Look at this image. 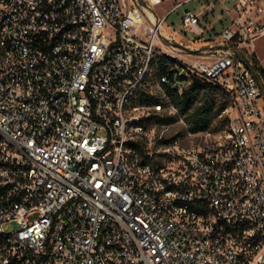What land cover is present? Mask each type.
Returning a JSON list of instances; mask_svg holds the SVG:
<instances>
[{
  "label": "built area",
  "instance_id": "1",
  "mask_svg": "<svg viewBox=\"0 0 264 264\" xmlns=\"http://www.w3.org/2000/svg\"><path fill=\"white\" fill-rule=\"evenodd\" d=\"M162 1L0 0V264L264 262V0ZM193 78L224 135L155 136Z\"/></svg>",
  "mask_w": 264,
  "mask_h": 264
},
{
  "label": "rangeland",
  "instance_id": "2",
  "mask_svg": "<svg viewBox=\"0 0 264 264\" xmlns=\"http://www.w3.org/2000/svg\"><path fill=\"white\" fill-rule=\"evenodd\" d=\"M179 1L182 0H163L162 3L154 6L153 10L157 16H160ZM203 1L204 0H192L182 4L166 17L164 24L166 26H169V28L177 30L181 26V17L184 10H198L200 3H202ZM220 1L227 5L231 2V0ZM215 11L216 13L220 11L219 4H216ZM221 26L222 24L220 22H216L215 31H219ZM176 37L180 41H186L185 38L180 34H177ZM259 43H264V35L257 38L254 42L256 47L259 45ZM199 44H202V42L198 41L194 45ZM257 48L259 51V46ZM259 55L260 58H264V53L261 54V52L259 51ZM198 100V103L206 102L210 110V123L206 130L198 131L195 133L190 132L188 121L189 112L185 114L180 113L177 109L178 101L175 97H173L171 98V104H169L167 109L161 112L162 114L161 116H159L163 120L156 121L154 124L151 125L154 135L157 136L162 134V136L166 138L180 137L182 138L181 142L184 145H191L193 143L203 141L204 139L208 138H221L224 135L227 123L226 117L228 116V107L230 105V100L228 96L224 91L220 89H214L212 91L200 94L198 96ZM258 264H264V262H260Z\"/></svg>",
  "mask_w": 264,
  "mask_h": 264
},
{
  "label": "trees",
  "instance_id": "3",
  "mask_svg": "<svg viewBox=\"0 0 264 264\" xmlns=\"http://www.w3.org/2000/svg\"><path fill=\"white\" fill-rule=\"evenodd\" d=\"M159 65L163 66L161 61L159 62ZM259 71L261 73L264 72V68L259 67ZM214 89L219 88L207 82H200L197 78H193L192 82L188 88L184 90L181 96H172V98L175 97L178 101L177 109L180 113L185 114L189 112L188 121L190 132L195 133L208 128L210 123V110L206 102L198 103V96ZM159 116L161 115H156L153 118H155L157 121L163 120Z\"/></svg>",
  "mask_w": 264,
  "mask_h": 264
},
{
  "label": "crops",
  "instance_id": "4",
  "mask_svg": "<svg viewBox=\"0 0 264 264\" xmlns=\"http://www.w3.org/2000/svg\"><path fill=\"white\" fill-rule=\"evenodd\" d=\"M261 36H262V35H261ZM259 37H260V36H259ZM259 37H258V38H259ZM258 46H259V48H260L259 51L261 52V54L264 53V50H262V49H264V48H262V47H264V43H261V44L259 43ZM258 46H257V47H258ZM257 47H256V45H254L255 54H256V56H257V59H258L260 65H261V67L264 68V58H260L259 51H258V48H257Z\"/></svg>",
  "mask_w": 264,
  "mask_h": 264
},
{
  "label": "bare ground",
  "instance_id": "5",
  "mask_svg": "<svg viewBox=\"0 0 264 264\" xmlns=\"http://www.w3.org/2000/svg\"><path fill=\"white\" fill-rule=\"evenodd\" d=\"M149 15L151 16L152 19H154L153 15H151L150 13H149Z\"/></svg>",
  "mask_w": 264,
  "mask_h": 264
}]
</instances>
